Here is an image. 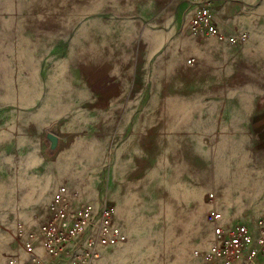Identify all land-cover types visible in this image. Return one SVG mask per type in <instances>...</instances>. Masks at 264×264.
<instances>
[{"label": "rangeland", "instance_id": "obj_1", "mask_svg": "<svg viewBox=\"0 0 264 264\" xmlns=\"http://www.w3.org/2000/svg\"><path fill=\"white\" fill-rule=\"evenodd\" d=\"M236 1L239 45L191 33V0H0V264L60 184L128 236L91 264H201L210 192L264 216V0Z\"/></svg>", "mask_w": 264, "mask_h": 264}, {"label": "built area", "instance_id": "obj_2", "mask_svg": "<svg viewBox=\"0 0 264 264\" xmlns=\"http://www.w3.org/2000/svg\"><path fill=\"white\" fill-rule=\"evenodd\" d=\"M217 0H191L188 29L191 33L212 36L220 42L239 45L248 33H226L214 18ZM216 194L208 193L206 221L210 226L209 243L194 249L201 264H264V216L251 222L227 218L216 204ZM15 236L26 254L5 264H91L102 248L127 241L128 236L116 221L115 208L106 203L80 201V192L60 184L52 194L49 212L37 226L18 221Z\"/></svg>", "mask_w": 264, "mask_h": 264}, {"label": "crops", "instance_id": "obj_3", "mask_svg": "<svg viewBox=\"0 0 264 264\" xmlns=\"http://www.w3.org/2000/svg\"><path fill=\"white\" fill-rule=\"evenodd\" d=\"M239 1L236 0H217L214 7V18L217 24L226 33H235L242 26L240 23V9L238 4ZM232 4H235V8Z\"/></svg>", "mask_w": 264, "mask_h": 264}, {"label": "water", "instance_id": "obj_4", "mask_svg": "<svg viewBox=\"0 0 264 264\" xmlns=\"http://www.w3.org/2000/svg\"><path fill=\"white\" fill-rule=\"evenodd\" d=\"M46 138L50 143V149L51 150H54L58 147L59 137L56 134H54L52 132H48Z\"/></svg>", "mask_w": 264, "mask_h": 264}]
</instances>
